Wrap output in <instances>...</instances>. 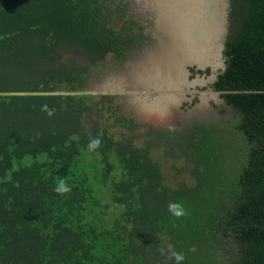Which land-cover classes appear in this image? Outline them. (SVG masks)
Returning <instances> with one entry per match:
<instances>
[{"label":"trees","instance_id":"obj_1","mask_svg":"<svg viewBox=\"0 0 264 264\" xmlns=\"http://www.w3.org/2000/svg\"><path fill=\"white\" fill-rule=\"evenodd\" d=\"M128 12L127 0H0V264H176L174 252L264 264V0H229L213 84L240 113L232 176L207 123L143 124L86 91L106 57L141 44ZM158 151L184 158L195 184L167 182ZM60 179L69 192L53 190Z\"/></svg>","mask_w":264,"mask_h":264},{"label":"rangeland","instance_id":"obj_2","mask_svg":"<svg viewBox=\"0 0 264 264\" xmlns=\"http://www.w3.org/2000/svg\"><path fill=\"white\" fill-rule=\"evenodd\" d=\"M127 1L129 7L127 18L133 19L141 27V29L138 27L134 28L142 33L141 44L133 47L124 57H106L105 61L95 69L86 91L115 95L114 104L118 107L119 113L152 126L155 125L156 127L159 126L170 130H184L192 124L207 123L205 124V129L212 132L213 137L214 134L216 136L221 170L229 176L233 175L235 169H237L236 172L238 173L240 169L238 159H240L239 155L242 156L239 146H242V142L233 141V147L236 149L235 154L229 145L228 134L236 133L240 113L236 109L226 106L221 101L222 95L218 96L210 91L214 90L213 73L218 74L223 71L220 58L225 60L223 54L224 40L228 33L229 21L226 20L225 23L223 21L221 33L216 40V56L218 54L219 61L217 67L216 64L208 61V63H203L209 64L205 68L187 65V71L185 70L187 62L185 55H183L184 51L180 48L177 36L167 27L165 22L161 21V0ZM224 27H227V31L222 35ZM221 41L223 48L221 53H219L217 43L220 46L219 42ZM160 47L161 50L157 51ZM181 51L183 52L181 53ZM205 55L207 56L208 54L205 52ZM159 57L165 61L176 60L181 65L180 67L184 71V88L170 84L171 86L162 85L169 87L163 90L160 79L154 80V77L147 78V76H144L149 82L142 80V73L150 75L153 72V68L161 63V61H156ZM220 64L221 67H219ZM191 68L199 70L200 73H192ZM207 69H212V74L211 71L206 74ZM201 70L205 72H201ZM157 76L159 77V72ZM187 88L189 92L186 93V98L182 100ZM141 91L143 92L140 94ZM164 92L169 93V97L166 99H171V102L169 103L165 99L162 104L161 102L157 103L156 98L160 97ZM150 97H153L152 99L154 100L151 101ZM148 101H150V104L160 106L162 109L163 105H166L163 119H161V115L159 118L148 115ZM155 106H150L149 109L157 110L158 108ZM156 158L163 163L167 182L176 184L186 181L189 185L195 184L190 174L184 171L186 166L184 158L173 161L168 157H164L162 151L156 153Z\"/></svg>","mask_w":264,"mask_h":264},{"label":"bare ground","instance_id":"obj_3","mask_svg":"<svg viewBox=\"0 0 264 264\" xmlns=\"http://www.w3.org/2000/svg\"><path fill=\"white\" fill-rule=\"evenodd\" d=\"M222 10V0H161V21L165 22L167 27L177 36L187 63H200L199 65H202L211 61L212 64H216V67L219 64L218 54L216 56V40L222 30L225 13ZM205 52L208 54L207 56ZM162 58L164 59V57ZM180 66L176 60H161V88L163 90L169 88L170 84L184 88V71ZM153 74L154 72L150 75L144 73V76H147V78L154 77V80H158L157 73L154 76ZM167 97H169V93L164 92L156 98L157 103L161 102L162 104ZM166 100L169 103L171 102V99ZM155 107L158 109H147L148 115L158 118L161 115V119H163L166 105H163V109L160 106Z\"/></svg>","mask_w":264,"mask_h":264},{"label":"clouds","instance_id":"obj_4","mask_svg":"<svg viewBox=\"0 0 264 264\" xmlns=\"http://www.w3.org/2000/svg\"><path fill=\"white\" fill-rule=\"evenodd\" d=\"M51 115V113H49ZM101 140L99 136H91L88 141V148L92 149L95 146H98L100 144ZM55 192L64 194L69 192L70 186L63 180L60 179L57 183L56 186L53 189ZM168 211L175 217H181L185 215V209L182 206V204L178 201H171L168 204ZM173 256L175 257V262L176 264H181V262L184 260V255L183 252H174Z\"/></svg>","mask_w":264,"mask_h":264},{"label":"water","instance_id":"obj_5","mask_svg":"<svg viewBox=\"0 0 264 264\" xmlns=\"http://www.w3.org/2000/svg\"><path fill=\"white\" fill-rule=\"evenodd\" d=\"M222 2H223V10H222V12H225L224 13V23H225V21L226 20H228V13H229V0H222ZM227 31V27H224L223 28V32H222V35H224L225 34V32ZM227 35V34H226ZM225 40H226V37H225ZM224 40V41H225ZM220 43V48H219V53H221V51H222V48H223V43H222V41L221 42H219ZM225 45V44H224ZM187 65H191V66H194V65H196V68H205L207 65H209V64H204V65H199L198 63H187V64H185V70H187L186 69V66ZM222 67H223V70H225V68H226V64H225V60L223 59V61H222ZM188 71V70H187ZM212 79H213V81L215 82L216 81V79H217V75H216V73H213V76H212ZM146 90V89H145ZM187 90H189L188 88L186 89V91L184 92V94H183V96H182V100H184L186 97H185V95H186V93L187 92H189V91H187ZM210 91H212L213 93H216V95H218V96H221L222 94H223V92L222 91H218V90H216L215 88H214V90H210ZM89 93H92V92H89ZM143 96V95H142ZM144 97V96H143ZM153 97H150L149 99L150 100H154V99H152ZM181 101V100H180ZM221 101L226 105V106H228V107H230V108H233V109H235V107H234V105H232V104H230L224 97H221Z\"/></svg>","mask_w":264,"mask_h":264},{"label":"flooded vegetation","instance_id":"obj_6","mask_svg":"<svg viewBox=\"0 0 264 264\" xmlns=\"http://www.w3.org/2000/svg\"><path fill=\"white\" fill-rule=\"evenodd\" d=\"M217 46L219 47V45H218V43H217ZM219 49V48H218ZM217 49V50H218ZM161 50V47L157 50V51H160ZM156 51V52H157ZM155 52V53H156ZM152 57V56H151ZM221 59V62L223 61V59L222 58H220ZM161 61V58L159 57L158 59H156V61ZM150 64V63H149ZM160 64V65H159ZM158 65H156L154 68H153V72H154V74H153V76L156 74V73H158L159 72V77H158V80L160 79L161 80V63H159ZM159 66V67H158ZM219 67H221V64L219 65ZM191 71H192V73H195V74H197V73H200V71L199 70H196L195 68H191ZM210 71H211V74H212V69H207V71L205 72V71H203V70H201V72H205L206 74H208V73H210ZM217 75V77H218V75H219V73L218 74H216ZM192 76V75H191ZM141 78H142V80L143 81H145V82H149V81H147L146 79H145V77H144V73H142L141 74ZM144 78V79H143ZM144 84H146V83H144ZM153 84V83H152ZM192 86V85H191ZM143 91H141L140 92V94L142 93ZM152 101V100H151ZM150 104V101H148V105ZM150 106H153V104H150L149 105V107ZM148 107V108H149ZM172 110V109H171ZM160 112H161V110H160ZM140 123H142V122H140ZM143 124H146V123H143ZM149 125H151V124H149ZM153 126H155V125H153ZM157 127H159V126H157Z\"/></svg>","mask_w":264,"mask_h":264}]
</instances>
